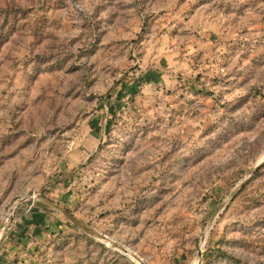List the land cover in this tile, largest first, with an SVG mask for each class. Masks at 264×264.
I'll use <instances>...</instances> for the list:
<instances>
[{
  "label": "rangeland",
  "instance_id": "obj_1",
  "mask_svg": "<svg viewBox=\"0 0 264 264\" xmlns=\"http://www.w3.org/2000/svg\"><path fill=\"white\" fill-rule=\"evenodd\" d=\"M0 264H264V0H0Z\"/></svg>",
  "mask_w": 264,
  "mask_h": 264
}]
</instances>
